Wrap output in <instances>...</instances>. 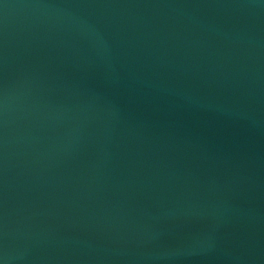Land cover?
I'll return each instance as SVG.
<instances>
[{
  "label": "water",
  "instance_id": "95a60500",
  "mask_svg": "<svg viewBox=\"0 0 264 264\" xmlns=\"http://www.w3.org/2000/svg\"><path fill=\"white\" fill-rule=\"evenodd\" d=\"M2 264H264V0H0Z\"/></svg>",
  "mask_w": 264,
  "mask_h": 264
},
{
  "label": "clouds",
  "instance_id": "9594fccd",
  "mask_svg": "<svg viewBox=\"0 0 264 264\" xmlns=\"http://www.w3.org/2000/svg\"><path fill=\"white\" fill-rule=\"evenodd\" d=\"M0 264H2V262H0Z\"/></svg>",
  "mask_w": 264,
  "mask_h": 264
}]
</instances>
